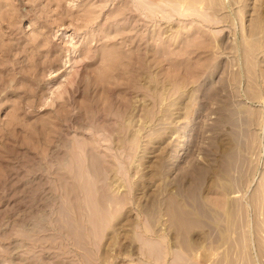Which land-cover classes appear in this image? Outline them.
Instances as JSON below:
<instances>
[{
    "label": "rangeland",
    "instance_id": "374dc122",
    "mask_svg": "<svg viewBox=\"0 0 264 264\" xmlns=\"http://www.w3.org/2000/svg\"><path fill=\"white\" fill-rule=\"evenodd\" d=\"M194 1L0 0V264H264V0Z\"/></svg>",
    "mask_w": 264,
    "mask_h": 264
},
{
    "label": "bare ground",
    "instance_id": "6f19581e",
    "mask_svg": "<svg viewBox=\"0 0 264 264\" xmlns=\"http://www.w3.org/2000/svg\"><path fill=\"white\" fill-rule=\"evenodd\" d=\"M144 1H145V0H144ZM148 1H149V0H148ZM189 1H190V0H189ZM193 1H194V0H193ZM195 1H196V0H195ZM195 1H194V2H191V4H195ZM200 1H202V0H200ZM140 2H141V1H140ZM155 2H156V1H155ZM138 3H139V2H138ZM145 3H147V2H145ZM145 3H144V4H145ZM151 3H152V2H151ZM151 3H147V4H150V8H151V7L154 8V5L151 6V5H152ZM178 3H179V2H178ZM182 3H183V2H182ZM199 3H200V2H199ZM201 3H202V2H201ZM203 3L205 4V2H203ZM162 4H163V3H162ZM172 4H173V2H172ZM174 4H175V3H174ZM191 4L189 3V5H191ZM197 4H198V3H197ZM139 5H140V4H139ZM142 5H143V3H142ZM164 5H166V4L164 3ZM185 5L188 6L187 3H186ZM198 5H199V4H198ZM200 5H201V4H200ZM144 6H145V5H144ZM144 6H143V8H144ZM173 6H175V5H173ZM178 6H179V4H178ZM178 6H177V7H178ZM194 6H196V5H194ZM155 7H156V6H155ZM183 7H184V5H183ZM190 7H191V6H190ZM192 7H193V6H192ZM145 8H147V7L145 6ZM148 8H149V6H148ZM152 8H151V9H152ZM171 8H172L171 10L173 11V7H171ZM174 8H175V7H174ZM200 8H201V6H199V8H196V9H195V8H192V9H195V10L198 11L197 14H196V16L199 14V10H198V9H200ZM151 9L149 10L150 13H151ZM156 9H157V8H156ZM159 9H160V8H159ZM178 9H179V7H178ZM180 9H181V7H180ZM147 10H148V9H147ZM189 10H190V9H189ZM189 10H188V11H189ZM195 10H192V11L196 12ZM204 10H206V9H204ZM204 10H203V11H204ZM162 11H163V10H162ZM175 11H176V10H174V12H175ZM178 11H179V10H178ZM180 11H181V10H180ZM180 11H179V12H180ZM183 11H187V10H183ZM183 11H182V14H183ZM192 11H190L189 13H187V12H186V13H187V14H190ZM203 11H202V13H203ZM165 12L167 13V10L164 11V13H165ZM179 12H178V13L176 12V13L179 14ZM164 13H163V14H164ZM202 13L200 12V14H201V16H202V18H203V17L205 16V15H204L205 13L203 14L204 16L202 15ZM144 14H145V16L147 15L146 12H144ZM182 14H179V16L182 15ZM191 14H192V13H191ZM200 14H199L198 16H200ZM206 14H208V12H207ZM147 16H148V15H147ZM147 16H146V17H147ZM184 16H185V15H184ZM191 16H192V15H191ZM148 17H149V16H148ZM149 18L151 19V17H149ZM204 19H205V18H204ZM210 19H211V18H210ZM210 19H209V20H210ZM211 20H212V19H211ZM70 58H71V57L69 56V59H70ZM48 82H49V81H48ZM64 82H65V81H64ZM60 84H61V82H60ZM51 85H52V84H51ZM61 85H62V84H61ZM61 85H59V86L61 87ZM59 86H58L57 88L54 87L55 89H57V90H55V91H58V92H59V91L61 90V88H60ZM50 102H51V101H50ZM50 102H49V103H50ZM196 264H197V263H196Z\"/></svg>",
    "mask_w": 264,
    "mask_h": 264
}]
</instances>
